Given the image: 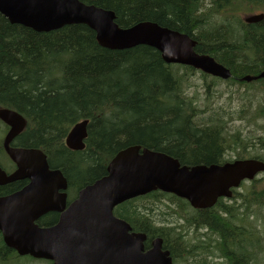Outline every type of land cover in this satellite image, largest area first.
<instances>
[{
    "label": "trees",
    "instance_id": "1",
    "mask_svg": "<svg viewBox=\"0 0 264 264\" xmlns=\"http://www.w3.org/2000/svg\"><path fill=\"white\" fill-rule=\"evenodd\" d=\"M81 1L113 11L122 28L153 21L186 32L197 40L198 53L215 56L240 77L258 74L264 68V20L261 32L248 33L254 36L256 48L247 54L227 44L223 31L210 38L204 34L202 38L204 26L200 22L208 0ZM213 1L217 7L219 0ZM255 52L257 61L251 63L248 56ZM240 58L247 62L238 63ZM181 83L182 76L152 47L111 50L100 46L94 30L84 24L37 32L12 24L0 14V107L14 108L26 116L28 125L18 144L44 150L50 166L61 169L74 187L105 175L110 159L120 149L135 144L168 153L182 164L226 161L219 158L216 132L198 128L195 118L191 121L189 111L183 108H193V102L182 94ZM82 119L90 120L86 148L70 150L65 138ZM218 120L224 122L225 128L226 121ZM155 194L168 196L154 192L127 201L119 215L134 231L147 234L146 249L152 239L161 237L174 264H208L206 257L196 253L199 250L190 251L194 247L184 248L185 256L181 253V233L158 226L162 217L156 211L160 208L134 204ZM244 195L246 199L240 206H225L220 199L213 208L194 210L187 220L189 227H204L210 232L208 245L194 249L223 259L215 264H263L264 234L242 222L241 208L251 209L253 203L264 208V189L253 188ZM170 197L189 205L186 200ZM3 252L6 260L8 247Z\"/></svg>",
    "mask_w": 264,
    "mask_h": 264
},
{
    "label": "water",
    "instance_id": "2",
    "mask_svg": "<svg viewBox=\"0 0 264 264\" xmlns=\"http://www.w3.org/2000/svg\"><path fill=\"white\" fill-rule=\"evenodd\" d=\"M0 14L12 24L37 32H50L67 25L84 24L95 31L98 43L107 49L123 50L138 45L155 48L166 63H181L206 73L229 79L231 69L208 54H198L196 41L188 34L143 21L129 28L116 23L113 11L85 4L80 0H0ZM264 78L245 75L241 81ZM0 118L11 125L5 145L25 127V119L7 109ZM88 120L77 123L67 136V145L75 150L85 147ZM140 146L121 150L107 167V174L87 185L80 197L66 208V194L57 199L59 189L67 188L61 170H51L46 154L40 149L9 148L18 164L15 178H29L30 184L11 201L10 209H0V230L6 243L19 254L47 258L54 264H172L173 256L156 238L145 251L146 234L131 232L125 220L113 215L114 207L133 197L161 189L186 198L195 208H211L220 197H231V188L264 171V161L242 159L223 165L181 166L161 152ZM40 193V196H38ZM48 196V200L41 197ZM10 200L5 198L0 203ZM48 211H62L52 227H40L36 220Z\"/></svg>",
    "mask_w": 264,
    "mask_h": 264
},
{
    "label": "rangeland",
    "instance_id": "3",
    "mask_svg": "<svg viewBox=\"0 0 264 264\" xmlns=\"http://www.w3.org/2000/svg\"><path fill=\"white\" fill-rule=\"evenodd\" d=\"M206 2L208 3V1ZM207 8L209 10L210 5L203 6V9ZM205 15H207V12L203 14V19L205 18ZM200 24L203 25V22H200ZM173 70L176 74L182 76L188 96H191L192 94H203V84L210 85L208 95L214 97L212 100V110L219 112L228 118L229 133L227 137H229L231 140H237L240 142L241 139L244 140L249 137L255 138L256 136L263 133L264 130L259 127V125L264 127V121L262 119L258 121V125L248 122V119L253 115V113H255L259 104H264V91H262L257 85L247 87L240 84L231 85L222 81H213L209 77L205 79L204 77H201L199 73H193L191 71L186 72L177 66H174ZM210 113V111L205 113V116H209ZM243 113L246 114L245 120L235 119ZM237 134L238 137L235 136ZM240 152H243L242 154H245V157H255L253 155H260L264 157V149L252 144L247 146L243 151H241V148L239 147L231 148L227 151L226 155L228 156L227 158H234L237 157ZM244 184V186L242 185L237 190L241 195L236 196L235 199L233 198L223 200L225 206L232 204L237 205L239 202L243 201L244 191L246 188L255 186L258 189H264V173L259 174L256 181H247ZM153 196L154 197L152 198L139 199L135 201L134 204L140 206L154 205V209H161L156 211V214H159L158 217H162L160 218L162 221L157 222L158 224H161L158 226L174 228L175 232L181 233L182 241L178 245V248L182 251L181 253H183L184 256L186 255V253L183 252L184 248H196V246L208 245L207 241L210 232L206 230V228L194 226H190V228L188 226L187 220L190 219L194 214L190 207H188L183 202L174 200L169 196H164L161 194H155ZM243 219L246 224H251V221H253L252 225L258 227L260 231L264 232V208L253 205L251 210L244 211ZM194 248L190 249V251L193 252L192 250H201ZM199 251L196 253H200L206 257L208 264H215L220 261V259L216 258L215 255L206 254L205 251ZM262 263L264 264V261ZM176 264H179V262L177 261Z\"/></svg>",
    "mask_w": 264,
    "mask_h": 264
},
{
    "label": "flooded vegetation",
    "instance_id": "4",
    "mask_svg": "<svg viewBox=\"0 0 264 264\" xmlns=\"http://www.w3.org/2000/svg\"><path fill=\"white\" fill-rule=\"evenodd\" d=\"M206 3V2H205ZM216 2L213 0H208L206 3L208 6L214 5ZM227 6V8H224ZM232 6V7H230ZM219 8H209L206 9L207 15L203 19V33L202 38H210L215 32L223 31L225 34V42L234 46L235 48H240L244 53L249 54L251 50H255L254 36H248V33L257 34L256 30H260L262 21L264 20V0H219ZM258 17V18H256ZM261 32V30H260ZM249 57V62L255 63L257 61V53H253ZM238 60V59H236ZM237 62V61H236ZM247 62L242 58L239 59L238 63ZM231 69V68H230ZM232 70V69H231ZM233 71V70H232ZM240 79V75L233 72L232 82H237ZM206 91H208L205 88ZM184 109L192 111L193 108L189 106H184ZM213 109V106L204 107L202 112V119L197 120L196 117L190 113L191 121L196 120V125L204 129H211L218 135L217 142L219 147V158L228 157L226 155L227 151L231 148L238 147L234 140H231L225 135L227 127L229 126L228 118L223 117L219 112L213 110V114L205 117V113ZM222 118L226 121V127L224 128V122L218 120ZM203 122V123H202ZM1 136H0V171L5 173L6 177H10L17 169L15 162L10 158L6 146H5V136L9 131L8 125L0 120ZM22 134V133H21ZM17 135L14 140L10 143V146L17 147L19 136ZM221 140V141H220ZM64 173V172H63ZM65 175V173H64ZM0 173V199L9 197L18 191H21L25 186L29 184L28 178L10 180ZM66 176V175H65ZM68 179V177H67ZM85 187L83 186H72L68 179V189H67V203L68 205L78 197L80 190ZM123 204L119 205L116 210V215L120 214L123 209ZM3 207V204L0 205ZM118 213V214H117ZM61 214L51 211L44 214L37 222L42 226H52L58 223ZM119 216V215H118ZM52 218V219H51ZM8 247L9 252L6 253V260L2 256L4 254L3 248ZM11 250V251H10ZM0 260H4V264H33V262H39L38 264H52L51 261L45 259H33L32 257L26 255L21 256L18 252L10 247L3 234L0 232ZM1 264V261H0Z\"/></svg>",
    "mask_w": 264,
    "mask_h": 264
},
{
    "label": "bare ground",
    "instance_id": "5",
    "mask_svg": "<svg viewBox=\"0 0 264 264\" xmlns=\"http://www.w3.org/2000/svg\"><path fill=\"white\" fill-rule=\"evenodd\" d=\"M217 5V4H216ZM190 77V76H189ZM187 79V78H186ZM179 83V82H178ZM193 86V85H192ZM179 89V88H178ZM181 90V89H180ZM246 90V89H245ZM177 92V91H176ZM239 95V94H238ZM175 104V103H174ZM203 123V122H202ZM221 141V140H220ZM255 241V240H254Z\"/></svg>",
    "mask_w": 264,
    "mask_h": 264
}]
</instances>
